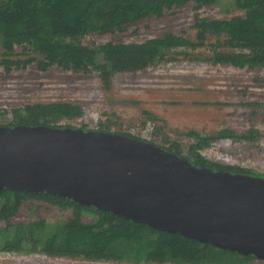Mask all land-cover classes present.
<instances>
[{"label":"trees","instance_id":"obj_1","mask_svg":"<svg viewBox=\"0 0 264 264\" xmlns=\"http://www.w3.org/2000/svg\"><path fill=\"white\" fill-rule=\"evenodd\" d=\"M189 2L194 3L195 9L211 4L226 9L225 5H230L239 13L227 18L196 15L193 39L167 32L142 42H82L87 35L121 32L127 25L161 17L166 10ZM209 35L216 36L217 40L208 45L205 41ZM18 45L25 48L26 57L11 59L9 56L14 55ZM179 47L184 51L175 52ZM198 47L209 48L211 55L207 60L213 64L264 68V0H0V65L3 64L6 71L41 56L38 63L41 70L57 65L63 70L93 73L106 85L116 73L142 71L173 59L176 54L187 56ZM10 112L6 125L12 127H65L59 124L62 120L82 115L79 106L57 101L30 103L12 108ZM5 113L0 111V116ZM143 113L149 117L148 111ZM186 134L194 141L185 144L188 155L184 157L194 165L264 177L249 169L212 161L201 153L212 142H220L225 148L236 140H257L258 129L249 128L240 134L231 128L205 136L194 131ZM171 142L164 148L182 155L181 144ZM29 200L71 209L72 216L54 221L41 217L13 220L20 207H31ZM83 211L93 216L89 218ZM0 222H3L0 251L16 255L30 252L133 264H245L255 259L41 191L0 190Z\"/></svg>","mask_w":264,"mask_h":264},{"label":"rangeland","instance_id":"obj_2","mask_svg":"<svg viewBox=\"0 0 264 264\" xmlns=\"http://www.w3.org/2000/svg\"><path fill=\"white\" fill-rule=\"evenodd\" d=\"M225 8L222 9L219 4H211L198 10L194 3L189 2L182 7L166 10L161 17L146 18L127 25L121 32L101 36L87 35L82 42H142L167 32L188 35L193 39L195 30L192 27L196 15L226 18L239 13L230 5H225ZM216 40V36L209 35L205 43L209 45ZM14 50V55L9 56L11 59L26 57L24 47L18 45ZM177 51L184 49L179 47L175 49ZM21 53L25 55H20ZM189 53L187 56L181 53L174 55L175 59L185 61L178 64L173 61L176 65L169 66L174 74L178 73V68L184 70V73L176 75L179 84L175 87H168L166 78L157 75L154 68L150 67L142 71L116 73L106 86L93 73L63 70L57 65L41 70L38 66L41 56H36L34 61L26 65L12 67L10 71H6L1 64L0 111L6 113L0 116V125H6L10 121V110L15 107H24L30 103L71 102L81 108L82 115L77 119H64L59 124L131 134L162 147L169 146L171 141H177L183 148L182 156L188 155L185 144L194 141L193 137L186 134L188 131L205 136L224 128H231L239 134L249 128H256L260 134L257 140H236L225 148L220 142H214L215 144L202 150V154L212 161H221L224 165H234L264 174V68L213 64L207 60L211 55L208 47ZM160 64L165 63L158 65ZM167 66L160 65L157 69L166 70ZM143 111H148L149 117ZM27 203L32 204L31 207H20L13 220L26 221L41 217L54 221L72 216L71 209H60L35 200ZM82 213L89 218L93 216L86 211ZM0 264L133 263L30 252L16 255L0 251ZM245 264H264V260L254 259Z\"/></svg>","mask_w":264,"mask_h":264},{"label":"water","instance_id":"obj_3","mask_svg":"<svg viewBox=\"0 0 264 264\" xmlns=\"http://www.w3.org/2000/svg\"><path fill=\"white\" fill-rule=\"evenodd\" d=\"M4 188L60 195L264 260V177L199 167L125 133L1 125Z\"/></svg>","mask_w":264,"mask_h":264},{"label":"built area","instance_id":"obj_4","mask_svg":"<svg viewBox=\"0 0 264 264\" xmlns=\"http://www.w3.org/2000/svg\"><path fill=\"white\" fill-rule=\"evenodd\" d=\"M201 8H205V6H202V7H200L199 9H201ZM198 9V10H199ZM208 9V8H207ZM200 13V12H199ZM202 13V12H201ZM200 13V14H201ZM203 16V15H202ZM200 17V16H199ZM211 18V17H210ZM227 18V17H226ZM152 38V37H151ZM198 48H203V47H198ZM197 48V49H198ZM209 49V48H208ZM195 50V49H194ZM173 61H176L177 62V64L179 63V62H182V61H185V60H182V59H180V60H177V59H175V57L173 58V59H169V60H164V61H162V62H160V63H165V64H160V65H168L167 67V69L165 70V69H163V68H160V69H157L158 68V66L160 67V65H155V66H152V67H150V68H154V70H155V73H157V75H162L163 77H165L166 78V82H168V84H167V86L168 87H172V86H177L178 84H179V82L177 81V76L176 75H179L178 73H184V70L182 69V68H178L176 71L178 72V73H176V74H174V71H173V69L171 68V67H169L170 65H176V64H174V63H172ZM187 61V60H186ZM163 72H165V73H163ZM173 77H172V76ZM165 81V80H164ZM175 89V88H174ZM214 142H212L210 145H208V146H206L204 149H202V150H206L209 146H211L212 144H213ZM215 144V143H214ZM202 150H201V153H202ZM203 155V154H202ZM206 157V156H205ZM207 158V157H206ZM208 159V158H207Z\"/></svg>","mask_w":264,"mask_h":264},{"label":"clouds","instance_id":"obj_5","mask_svg":"<svg viewBox=\"0 0 264 264\" xmlns=\"http://www.w3.org/2000/svg\"><path fill=\"white\" fill-rule=\"evenodd\" d=\"M126 134V133H125ZM136 137V136H135ZM143 139V138H142ZM146 140V139H145Z\"/></svg>","mask_w":264,"mask_h":264}]
</instances>
